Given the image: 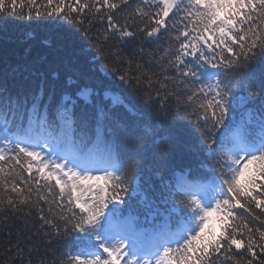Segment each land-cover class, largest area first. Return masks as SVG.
<instances>
[{"label":"snow or ice","instance_id":"obj_1","mask_svg":"<svg viewBox=\"0 0 264 264\" xmlns=\"http://www.w3.org/2000/svg\"><path fill=\"white\" fill-rule=\"evenodd\" d=\"M44 18L69 41L77 32L95 39L99 55L104 43H128L138 32L150 43L167 37L168 47L135 72L119 46L109 49L118 63L104 70L155 92L144 107L174 123L163 134L153 122L146 131L153 147L182 141L207 171L181 169L162 194L163 215L149 212L141 222L131 209L148 144L131 135L118 144L110 135L120 127L112 109L121 96L98 104L91 88L72 80L59 93L0 91L3 214L35 207L43 229L71 236L75 249L61 264H264V0H0V31ZM131 18L143 26L131 30ZM96 22L102 37L91 36ZM237 112L241 120H229ZM233 127L239 132L230 136Z\"/></svg>","mask_w":264,"mask_h":264},{"label":"trees","instance_id":"obj_2","mask_svg":"<svg viewBox=\"0 0 264 264\" xmlns=\"http://www.w3.org/2000/svg\"><path fill=\"white\" fill-rule=\"evenodd\" d=\"M127 14L126 9L125 12L117 14V19L124 23L123 18L127 17ZM127 24L133 31L138 25L143 26V22L138 18L127 19ZM103 32V26L96 22L91 30V36L102 37ZM75 35L78 39L69 41L66 31L48 24L47 18L34 19L32 22L17 19L3 27L0 31V91L6 90L23 98L40 88H43L45 93L53 90L60 92L68 86L69 80H72L76 85L91 88L92 101L98 104L111 105L110 98L113 95L121 96L123 104L112 109L120 127L110 135H113L118 144H126L127 135L139 138L141 145L148 144L147 157L140 173L139 195L135 196L132 202L131 212L133 215L138 213L141 222L149 212L159 211L163 215L165 205L162 194L168 196V184L175 183L172 177L182 174L181 169L187 172L189 166L193 173L198 168L207 171L206 165L199 163V157L193 159L189 156L188 149L182 141L167 145L157 143L153 147L152 140L146 134L147 129L155 122L163 134H166V126L174 122L171 118H166L158 108L150 110L144 107L148 91H152L155 101L156 94L153 90L146 89L143 83L137 84L135 79L131 87L122 84L118 77L107 76L104 65L105 62L108 65L118 63L112 59L109 49L115 50L119 46L124 60L129 57L133 59L132 70L135 72L137 63L145 65L150 58L160 55L158 49L168 47V38L161 37L163 43H150L138 32L136 38L128 43L115 40L104 43V54L99 55L95 39L89 43L81 33L77 32ZM256 66L254 63L253 67ZM144 71L147 72L149 69L145 67ZM242 76L243 74L241 78ZM76 85L71 88L75 89ZM258 102L259 97H256L249 108H254ZM241 118L242 114L239 112L229 114V120L239 122ZM82 132L87 139L89 130L84 129ZM238 132L239 128L233 127L229 135H236ZM81 134L78 131L77 135ZM154 139L159 140L160 137ZM161 177L165 178L163 182ZM149 202L151 207L148 206ZM41 205L47 216L48 206L42 201ZM127 211L126 209V213ZM39 215L38 210L30 206H24L22 212L7 215L0 209V264H61V261L66 260L67 254L75 249L77 242L71 236H58L55 230L43 229ZM57 223L60 222L57 220ZM223 264L232 262L224 261Z\"/></svg>","mask_w":264,"mask_h":264}]
</instances>
